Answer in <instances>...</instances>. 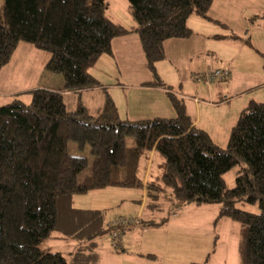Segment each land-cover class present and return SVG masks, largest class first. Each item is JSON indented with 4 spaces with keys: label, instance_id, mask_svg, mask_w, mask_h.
Returning a JSON list of instances; mask_svg holds the SVG:
<instances>
[{
    "label": "trees",
    "instance_id": "1",
    "mask_svg": "<svg viewBox=\"0 0 264 264\" xmlns=\"http://www.w3.org/2000/svg\"><path fill=\"white\" fill-rule=\"evenodd\" d=\"M128 2L133 28L107 16V0H4L0 7V71L27 43L49 53L45 71L64 79L62 87L27 91L28 103L18 93L0 105V264H99L97 238L123 226H106L104 211L76 208L73 198L107 187L146 188L148 203L168 188L181 204L222 202L220 215L240 225L243 264H264V102L242 110L223 148L195 124L177 94L168 92L174 117L122 118L108 87L90 72L103 55H114L115 38L135 33L152 73L147 84L169 90L157 71L165 42L190 37L193 15L224 25L210 15L214 0ZM232 38L251 45L249 38ZM90 90L101 92V106L86 103L83 93ZM71 143L90 146L89 175L83 176L89 158L72 154ZM152 155L160 158L159 172H150L145 184L140 174ZM243 163L229 188L225 174ZM150 224L158 225L144 226ZM54 233L79 240L71 260L41 248Z\"/></svg>",
    "mask_w": 264,
    "mask_h": 264
},
{
    "label": "rangeland",
    "instance_id": "2",
    "mask_svg": "<svg viewBox=\"0 0 264 264\" xmlns=\"http://www.w3.org/2000/svg\"><path fill=\"white\" fill-rule=\"evenodd\" d=\"M216 1L221 2V9L227 8L228 5L226 0ZM3 4L4 0H0V7ZM243 5L247 8L246 0H241L239 6L243 8ZM106 13L112 21L120 23L127 28H133L135 26V22L129 13L128 0H107ZM219 13L226 15V12L223 11ZM262 24L264 26V22ZM192 25L195 30H197L196 24L192 22ZM217 30H219V33H222L221 35L223 36L228 34L230 28L228 27L226 30L217 28ZM235 35L243 37L239 34ZM261 36H264V34ZM245 40L246 39L241 42V45H235L234 43L229 44L223 41L219 43V52L225 56L235 58L240 69H242L244 73H248V68L251 67H248L247 56L252 55L253 59L260 60L259 57L263 58L264 55L257 51L258 49L255 44L254 46L257 50L246 43ZM123 47L124 44L122 42L120 45L116 42L114 45V48L120 49L121 51L124 49ZM249 47L254 51L255 55L251 52ZM135 50L136 52L132 53L133 59L129 58L128 55L118 54L113 58L107 56L106 58H108V61H106L103 59L105 55L102 56V61H99L100 63L92 69L94 74L104 84L114 83L109 81H115V79L118 84L119 82L117 79H120L122 85H139V83L148 78V74L149 72L151 73V71L147 67V62L145 64L146 58L142 51L141 44H139L138 49ZM166 52L165 58L161 60L159 70H157L159 77L163 82L166 81L165 83L167 86H170L169 90L186 93L185 96L187 97L196 96L197 101L200 99L201 102H204L205 105H202L200 108L203 111V116L209 112V114L213 113L219 117H212L208 120H204L201 125L202 127H209V135L219 146L223 148L227 147L231 125L234 126V123L237 122H233L234 114L239 113L240 109L246 107L252 98L257 96L260 99H264V87L256 86L254 90H251L248 93V97H246L247 102L244 105L241 104L244 99H240L236 102H228L226 105H221L219 107H209L210 104L213 105L214 100L211 99L209 95L208 83L205 79H198V76L209 71L208 65H196L191 67L190 55L174 47H169V52ZM49 56V53L39 51L30 44L21 43L13 56L11 64L6 67V69L4 68L0 71V94L7 95L12 92H17L18 94L19 92L22 93L20 95L21 98L28 103L31 97L25 92L27 89L35 88L39 85L41 87H62L61 85L64 83L63 74L52 73L45 70L42 72V63L48 59ZM132 63H134L137 68L134 74L130 71H122L123 74L116 72L115 66L113 65L118 64L123 70L127 69ZM106 65H111V70L106 71ZM225 82H227V80L222 81V83L219 82V84L224 85ZM170 83L175 86H171ZM181 83H183L182 86H180ZM247 83L248 82H243L242 86H246ZM119 88L109 86L111 96L119 112L123 113H120L122 118L128 115L127 117L132 120H140L148 119L147 117L154 118L159 115L124 114V112L126 113L129 110H127L126 100L122 92L127 94L131 106L133 97L132 92L134 94H138V92H130V90L125 89L124 86ZM198 88H200L199 91ZM97 94H101V92L98 91ZM5 95H0V105L8 103L12 99V95L8 97ZM96 96L99 95H95V98ZM95 98H92L93 100L90 101L92 107L100 106L102 103L99 99L98 101L97 99L95 100ZM74 106L75 103L73 102L70 107ZM144 108L147 111L149 110L147 107ZM139 110L140 109H137L135 111ZM127 144L129 147H134L136 144L135 139L133 137H127ZM70 150L74 155L87 156L89 158V165L84 171L83 176L89 175L92 172L94 160V156L90 152V146H86L85 149L81 150L78 148L77 144L71 143ZM152 159L153 162L146 163V169H148L147 164L151 166L148 176L150 172L154 175H157L159 172L157 165L160 162V158L157 155H152ZM244 167H246V164H238L225 174L224 178L229 188L234 186L238 172ZM143 172L144 170L141 171V177H143ZM122 188L124 189H118L116 191L113 188L107 189L109 194L111 190L113 191L110 195H112L115 200V205L113 208L114 215H105V224H111L109 223L110 219H112L109 218L111 216L114 220L128 219L132 221L144 219L143 221L147 224L150 223V220H154L158 225L150 224L147 228V226H141L139 223H131L128 227L118 232V234H120L119 237L113 238L112 235L98 237L97 240L101 242L99 251L103 259L101 264H122L123 258H132L126 257L128 254L122 252L123 249H120V245L114 247L115 242H121L124 239H126V244L124 240L123 246L128 247V252L152 251L155 253L157 257L156 259H152L153 264H243L239 249L242 237L240 225L231 218L220 215L223 207L222 202L203 205H197L195 203L181 204L172 198L170 194L171 189L168 188L159 199L149 200V203L147 200L148 205H145L146 209L144 213L139 216L140 205L142 203L141 195L144 188ZM90 197L91 194L88 196L86 194L75 196L73 201L74 207H88L90 205ZM236 206L250 211L257 210L256 206L247 203L242 204L238 202ZM125 236L127 238H125ZM78 245V239L64 237L58 233H54L51 237L43 241L41 248L45 251L60 252L71 260L75 256L73 254L77 250ZM85 249L87 248H84V250ZM88 250L89 249H87V251Z\"/></svg>",
    "mask_w": 264,
    "mask_h": 264
},
{
    "label": "crops",
    "instance_id": "3",
    "mask_svg": "<svg viewBox=\"0 0 264 264\" xmlns=\"http://www.w3.org/2000/svg\"><path fill=\"white\" fill-rule=\"evenodd\" d=\"M246 2H247V8H245L244 5L242 8L241 6H239L241 3V0H226V3L228 5L227 8L221 9L220 8L221 2L214 0L211 11H210V15L214 19L219 20L221 23H224V25H219L218 23L203 19L197 15H193L189 19V26L192 29V35L190 37L183 38V39H169L165 42V52L167 51L166 53L169 52V47H174L175 49H178L182 52L183 51L187 52V54L190 55V58H191V67H194L196 65H199V66L208 65V70H212V69H216L220 67L229 68V70L231 71V75L227 79V82H225L224 85L219 84V82L222 83V81H218V82L213 81L211 83H208L209 95L211 99L214 100L213 105L210 104L209 107H219L221 105H226L228 102L232 103L240 99H244L243 102H241V104L244 105L247 102L246 97H248L249 95L248 93L251 90H254L256 86L264 87V57L262 55L261 56L263 58L259 57L260 60L253 59L252 55L247 56L248 67H251V68H248V73H244L242 69H240L238 64L236 63L235 58L225 56L221 52H219V43H222L223 41L224 42L226 41L229 44L234 43L235 45H241V42H243V40H240V39L235 40L232 38L233 34H239V35H242L243 38H249L251 42V46L255 49L257 47L258 50L257 49L256 50L260 52V54L264 55V40H263L264 36H261L262 34H264V26L262 24L264 22V0H260V1L246 0ZM221 11L226 12V15L219 13ZM192 22L196 24L197 30H195V28L193 27ZM210 25H214V26H210ZM228 27L230 28V30L228 31V34L223 35V36H228V37L226 38L223 37L224 40L223 38H218L217 36H222L221 35L222 33H219V30H217V28L226 30ZM116 42L118 43V45H120L121 42L124 44V47H123L124 49L122 51L120 49L114 48V45ZM139 44H141V41L139 39V36L135 33L117 37L113 41L114 55L113 56L105 55L103 59L108 61L107 60L108 58H106L107 56L113 58L115 57V55H118V54L128 55L129 58L133 59L132 53L136 52L135 49H138ZM254 44L256 47L254 46ZM141 48H142V45H141ZM249 49L255 55L254 51L250 47ZM48 59H46L42 63V68H41L42 72H44L43 70H45L44 67ZM99 61H102V57L99 59ZM99 61L93 67H96V65L100 63ZM160 63L161 61L158 62L157 70H159ZM145 64H146V60H145ZM9 65H7L6 67H8ZM113 65L115 66L116 72H120V73H122V71H126V72L130 71L132 74H134V72H136V69H137L134 63L129 65L127 69H123V70L120 68L118 64H113ZM93 67L90 70L91 74L102 83V81L94 74L92 70L94 69ZM111 68H112L111 65L105 66L106 71L111 70ZM117 80L119 82L118 84L115 79V81H109V82H114V83H106L107 85L102 83V85L108 87V89H109V86L116 87V88L124 86V88L127 90H130V92L132 91L138 92V94H134L132 92L133 94L132 106L127 98V94L122 92L124 99L126 100L127 110H129L126 113L124 112V114H159L157 116L174 117L176 114V111L170 99L168 98L169 96L167 97L168 92L170 91L172 93L177 94L180 98H183L186 109L189 112V114L193 117L195 124L198 125L200 128L204 129L205 131L210 132V129L209 127H202L201 124L203 123L204 120H208L212 117L219 118L217 115H214L213 113L209 114V112H207L206 115L203 116L202 115L203 111L200 108L202 105H205V104L204 102H201L200 99L199 101H197L196 96L187 97L185 96L186 93H183V92H179V91L177 92L175 90L171 91L162 86L147 84V82L152 80V74L150 72L148 74V78L142 81L141 83H139V85H135L131 83H127L131 85H122L120 83V79H117ZM243 82H248V83L246 86H242ZM170 84L173 87L175 86L172 83ZM182 84L183 83H181L180 86H182ZM37 87H41V86L39 85ZM48 88L55 89L58 87H48ZM31 89H34V88H31ZM31 89H27L25 92ZM199 89L200 88H198V91ZM97 93H98V90L84 91L83 96L85 98L86 103L89 106H91L90 101H92L95 98V95H99V96H96L95 100L97 99L98 101L99 99V101L102 102L101 105L103 104L102 94H97ZM15 94H17V92H12L7 95L5 94H0V95H5L6 97L12 95L11 97H13V95ZM250 101L264 102V99H260L256 96L252 98ZM250 101L248 105L250 104ZM248 105H246V107ZM144 107H147L149 110L147 111ZM246 107H243V108L241 107L242 109H240L239 113L234 114L233 122H236L238 120L239 118L238 116H240V113ZM137 109H140V110L135 111ZM127 116L128 115H126L125 118L130 119ZM147 118H152V117H147ZM232 127L233 125H231V128ZM231 128H230V131H231ZM146 163H150V161L145 162L143 165L144 166L143 179H144L145 184L147 180L149 179L148 172L151 167L150 165L147 164L148 169H146ZM157 168H158V165H157ZM108 188H113L115 191L118 189H124L122 187H107V188L92 190L86 194L87 196L91 194V197L89 199L90 205L88 207H82V208L76 207V206L75 207L80 208V209L102 210L104 211L105 215L107 214L114 215L113 208L115 205V200L113 199L112 195H110L111 192L113 191L111 190L110 194L109 192H107ZM74 198H73V201H74ZM141 201L142 203L140 205L139 216H141L146 209L145 208V205L147 204L146 188H144L142 192ZM109 218H112L110 219L109 223H114L116 221L111 216ZM105 220H106V217H105ZM143 220L144 219L140 220L139 224L141 226H144L145 221ZM105 225L107 226V224ZM148 227L149 226H147V228ZM124 228L125 227H122L120 228V230ZM125 238L127 237L125 236ZM124 240L126 244V239ZM124 240L119 242L120 249H123L122 252L128 254V256L126 257H132V258H129V259L123 258L121 262L122 264H144V263L153 264L152 259H156V258H149L146 255L155 254V253H153L152 251L128 252L127 251L128 247L123 246ZM98 243L99 245H101V242L98 241ZM115 243H114V247H117L115 246ZM102 261L103 259L101 257L99 264H101Z\"/></svg>",
    "mask_w": 264,
    "mask_h": 264
},
{
    "label": "built area",
    "instance_id": "4",
    "mask_svg": "<svg viewBox=\"0 0 264 264\" xmlns=\"http://www.w3.org/2000/svg\"><path fill=\"white\" fill-rule=\"evenodd\" d=\"M231 75V71L229 69H222V68H216L209 70L208 72H205L204 74H201L198 76V79H205L207 83H211L213 81H225L227 80ZM131 223H138V220H128V219H120L114 222V224H119L124 227H128ZM119 231H115L113 233V238L119 237L120 234H118ZM115 246H118V244L115 243Z\"/></svg>",
    "mask_w": 264,
    "mask_h": 264
}]
</instances>
